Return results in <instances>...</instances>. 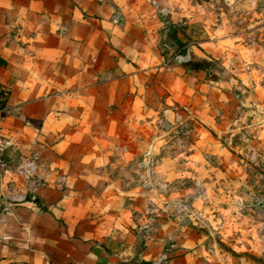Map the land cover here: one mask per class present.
<instances>
[{"label":"crops","instance_id":"0c3cea01","mask_svg":"<svg viewBox=\"0 0 264 264\" xmlns=\"http://www.w3.org/2000/svg\"><path fill=\"white\" fill-rule=\"evenodd\" d=\"M214 1L0 0V133L47 181L0 173V264H214L168 203L198 183L200 210L223 203L222 241L264 260V0ZM185 47L211 71L177 65ZM159 122L189 126L188 172L160 162L187 191L127 182L124 158L161 147ZM201 145L220 168L197 163Z\"/></svg>","mask_w":264,"mask_h":264},{"label":"rangeland","instance_id":"374dc122","mask_svg":"<svg viewBox=\"0 0 264 264\" xmlns=\"http://www.w3.org/2000/svg\"><path fill=\"white\" fill-rule=\"evenodd\" d=\"M234 1L235 3H238L240 1L241 3L243 1L244 3L245 0ZM225 3L226 2L224 0H217L216 2L214 1V4L216 6L215 8H223L230 10V8L232 7L227 6V4ZM246 5L249 6L248 4ZM217 24L219 23L217 22L216 25ZM219 67L220 66L218 64H215L213 68L215 71H218V73H220L221 70ZM158 125H160L159 130L165 133L163 136V142H161V147H159V149H157L155 152L149 151L143 154L133 156L131 158L125 157L126 151H124L125 149H121L120 155L116 153V159H118V161H122L125 157L124 159H126V161L122 165H125L124 168L126 169V172L131 178L130 180H127V182L135 184L141 189L144 188V190L147 191L158 190V192H163L164 190L168 191V189L172 188L173 186H180L181 189L187 191L189 187L188 178H181L175 181L172 179L164 178L160 170V162L163 163L164 161L162 167L166 169L169 162L172 163L174 161L178 165L177 169H179V165H181L180 168L188 172L190 167L188 164L189 126L186 122V124H183L174 131L168 132L169 129L167 126H163L161 122H159ZM201 147V149H198V152H201L202 155L198 153L200 155V158L199 160H197V163L207 168V171H212L214 169L220 168L218 164V158H215V155H211L210 153H208L206 151L207 149H205L202 145ZM238 155L242 156V154L239 153ZM183 162H186L187 164L183 165ZM251 165L253 166L255 164L253 163L252 159H248L247 166L250 167ZM197 172L199 174V171ZM197 193L198 195L196 196L192 194H186L187 197L185 198L176 196L175 198H173V200H169L168 203L173 204V214L185 216V219H187V221H190V223H195L196 227L199 229L200 232H202V234H206L207 239L204 243V246H206L207 248V255L213 257V263L221 264L222 259L220 256L225 254V252H228L229 256L231 257V260H229L231 264H236L237 261L241 262V260L235 259L238 256H244V264H249L251 262L264 264V260L262 258L256 259L251 253L239 254L242 252H238L235 245H233L234 243L228 246L227 244H225L224 241H222L225 238V234H223L224 232L222 228V226L224 225V219L222 218V211L219 209L221 205H223L220 200V197L217 196V199H214L213 204L216 205L215 211L211 212V210L209 209L203 211L200 210L201 206H205L206 204H209V202H205V189L202 184L198 183ZM167 197L168 196H164L163 198ZM152 198L158 197L153 196ZM202 236L205 237L204 235Z\"/></svg>","mask_w":264,"mask_h":264},{"label":"built area","instance_id":"2783aa9c","mask_svg":"<svg viewBox=\"0 0 264 264\" xmlns=\"http://www.w3.org/2000/svg\"><path fill=\"white\" fill-rule=\"evenodd\" d=\"M248 4L252 0H246ZM45 163L36 151L21 154L13 146L5 145L0 133V173L14 176L32 188H46ZM66 183V178L58 177L54 184L56 189L62 190Z\"/></svg>","mask_w":264,"mask_h":264},{"label":"water","instance_id":"95a60500","mask_svg":"<svg viewBox=\"0 0 264 264\" xmlns=\"http://www.w3.org/2000/svg\"><path fill=\"white\" fill-rule=\"evenodd\" d=\"M191 61H192V56H191V49L189 47L183 48L174 57V62L177 65L189 64Z\"/></svg>","mask_w":264,"mask_h":264},{"label":"trees","instance_id":"16d2710c","mask_svg":"<svg viewBox=\"0 0 264 264\" xmlns=\"http://www.w3.org/2000/svg\"><path fill=\"white\" fill-rule=\"evenodd\" d=\"M190 67L194 70L206 71L207 73L211 71L209 63L205 60H200L190 63Z\"/></svg>","mask_w":264,"mask_h":264}]
</instances>
